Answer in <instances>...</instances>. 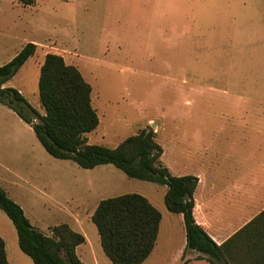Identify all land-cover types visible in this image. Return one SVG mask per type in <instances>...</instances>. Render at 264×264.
Here are the masks:
<instances>
[{"label":"rangeland","instance_id":"rangeland-1","mask_svg":"<svg viewBox=\"0 0 264 264\" xmlns=\"http://www.w3.org/2000/svg\"><path fill=\"white\" fill-rule=\"evenodd\" d=\"M28 42L35 53L7 84L44 113L38 79L45 54L75 65L99 117L87 143L115 147L149 127L167 168L215 158L225 176L231 162V178L245 167L253 183L263 179L264 0H0V65ZM0 185L36 229L50 234L68 223L81 232L86 241L77 254L85 264H113L91 214L101 199L126 193L145 196L162 214L155 247L141 264H208L181 258L185 228L164 203L166 185L128 177L112 164L86 169L53 157L1 102ZM0 236L11 264H33L1 209Z\"/></svg>","mask_w":264,"mask_h":264},{"label":"trees","instance_id":"trees-1","mask_svg":"<svg viewBox=\"0 0 264 264\" xmlns=\"http://www.w3.org/2000/svg\"><path fill=\"white\" fill-rule=\"evenodd\" d=\"M18 2L27 6L35 0ZM35 50L36 44L28 42L11 60L0 65V102L32 127L50 155L73 160L86 169L112 164L128 177L166 185L167 209L183 215L185 249L202 253L210 264H220L222 260L226 264H264V210L218 245L193 216L198 177L171 174L161 163L163 147L152 128L141 129L115 147L87 143L86 134L99 124L91 103L92 87L80 70L66 63L61 55L46 53L40 66L38 96L44 113L34 108L18 89L5 85ZM0 209L11 219L18 245L33 264H85L76 252L85 236L69 224L52 226L50 234L36 229L2 185ZM161 217L159 209L138 193L101 199L91 214L101 247L113 264H141L155 246ZM0 264H11L1 236Z\"/></svg>","mask_w":264,"mask_h":264},{"label":"crops","instance_id":"crops-1","mask_svg":"<svg viewBox=\"0 0 264 264\" xmlns=\"http://www.w3.org/2000/svg\"><path fill=\"white\" fill-rule=\"evenodd\" d=\"M7 83L5 85H8ZM184 141L180 140V144H185ZM174 151L176 154L183 155L186 150L179 148ZM180 165H182L180 168L170 165L168 169L172 175L191 174L198 177L193 194V216L218 245L233 236L264 210V172L263 179L253 183L251 172L245 167H240L237 175L231 178V162L228 165L227 175H223L218 169V161L215 158L202 157L197 161L196 166L190 164L186 166L182 163ZM172 170L177 171L174 173ZM177 214L179 215L177 219L184 225L183 215ZM185 245L186 232L182 243L181 258L187 261L193 258L210 264L207 258L196 250L190 249L193 251L192 254L186 256ZM78 248L79 245L76 247V252ZM220 264H226V262L222 260Z\"/></svg>","mask_w":264,"mask_h":264}]
</instances>
